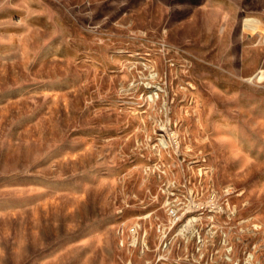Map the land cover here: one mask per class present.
Masks as SVG:
<instances>
[{"label":"rangeland","instance_id":"1","mask_svg":"<svg viewBox=\"0 0 264 264\" xmlns=\"http://www.w3.org/2000/svg\"><path fill=\"white\" fill-rule=\"evenodd\" d=\"M0 264H264V0H0Z\"/></svg>","mask_w":264,"mask_h":264},{"label":"built area","instance_id":"2","mask_svg":"<svg viewBox=\"0 0 264 264\" xmlns=\"http://www.w3.org/2000/svg\"><path fill=\"white\" fill-rule=\"evenodd\" d=\"M168 216L170 218H174L176 216V212L169 208L168 209ZM139 225L137 223H135L134 225H131V227L129 228V234H130V237H131V244L130 246L132 247H136L137 244H138V233H139ZM123 244V242L121 243Z\"/></svg>","mask_w":264,"mask_h":264}]
</instances>
